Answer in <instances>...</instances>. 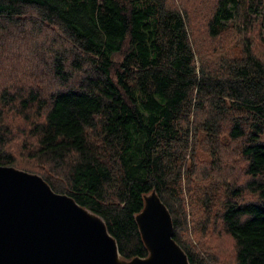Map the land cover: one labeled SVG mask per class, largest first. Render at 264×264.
<instances>
[{"label":"trees","instance_id":"1","mask_svg":"<svg viewBox=\"0 0 264 264\" xmlns=\"http://www.w3.org/2000/svg\"><path fill=\"white\" fill-rule=\"evenodd\" d=\"M191 21L166 0H0V165L37 173L99 214L123 258L147 255L134 214L154 187L189 264H213L224 236L233 247L217 264H264V59L248 35L264 27V0H212L210 41L244 35L219 71L206 56L197 65ZM19 40L32 60L12 55ZM195 100L209 106L197 137L230 115L220 142L225 151L235 141L240 163L224 174L216 138L201 157L196 132L182 128ZM8 109L34 166L9 147Z\"/></svg>","mask_w":264,"mask_h":264},{"label":"water","instance_id":"2","mask_svg":"<svg viewBox=\"0 0 264 264\" xmlns=\"http://www.w3.org/2000/svg\"><path fill=\"white\" fill-rule=\"evenodd\" d=\"M134 214L147 249L123 258L104 219L39 174L0 165V264H189L155 188Z\"/></svg>","mask_w":264,"mask_h":264},{"label":"rangeland","instance_id":"3","mask_svg":"<svg viewBox=\"0 0 264 264\" xmlns=\"http://www.w3.org/2000/svg\"><path fill=\"white\" fill-rule=\"evenodd\" d=\"M166 2L169 6L178 8L181 11L183 10V8H185L191 16V27L193 28L192 32L190 33V39L192 46L195 48V59L197 60V65H199V59L201 58V56H206L208 62L210 63V66L213 69L219 71L221 65L219 61L220 55H225L229 58L228 60L230 61L236 59V55L239 54V41L241 38H243V34L238 35L233 32L227 42H225L224 44H215L210 41V39L207 37L206 32L202 30V26L204 27L206 15L210 10L212 0H166ZM47 29L54 31L55 34L58 33V31L51 26H47ZM248 35H250L252 39L256 41L254 42L255 54L264 59V27L260 26L259 29H253L252 32L248 33ZM36 40L38 41L39 38H37ZM11 52L16 60H32V54L26 52L24 43L20 40L19 42H13L11 46ZM26 54L29 56L28 59L23 58ZM120 60L121 57L117 55L112 58V62H114L115 64L120 62ZM25 81V84H29L27 79L19 81V85ZM197 103L198 100H195V102H193L190 111L187 112V119L182 123V128L184 129L187 127L191 130V133H193L194 131L196 132V134H191L193 137V147L198 148L197 153H200L201 157H208V154L204 151L203 148L207 149V143L211 141V138H216L214 142V148L215 150H217L221 159L224 157L221 167L222 173L224 174L227 168H229L231 165L238 166L240 163L237 156V144L235 143V141L229 142L225 151L222 147L223 145L220 142L226 135L227 128L231 121L230 115L225 113L224 116H222L218 120L216 124L218 125V132L214 134V136H211L204 131V133H201V135L197 137L195 124L198 118V114L207 112V109L209 107L208 104H204V108L198 107ZM6 116L9 117L11 123L13 124V133L9 147L12 153L16 155L17 163L24 166H34L35 163L33 162H25L21 154L24 138H21V134L19 131L21 128V121L18 117L19 115L16 111L8 109ZM54 180L57 183H62V179L60 177H56L54 178ZM242 180L243 175L239 174L236 181L240 182ZM214 193L216 194V191H214ZM230 242L231 241L229 237L224 236L221 238L220 245H217L214 248L213 258L211 261L213 264L218 263L224 252L232 250L233 246Z\"/></svg>","mask_w":264,"mask_h":264}]
</instances>
